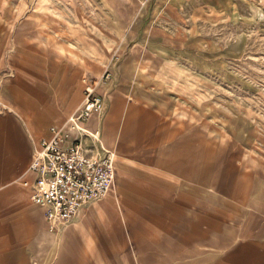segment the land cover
I'll use <instances>...</instances> for the list:
<instances>
[{"label":"rangeland","instance_id":"1","mask_svg":"<svg viewBox=\"0 0 264 264\" xmlns=\"http://www.w3.org/2000/svg\"><path fill=\"white\" fill-rule=\"evenodd\" d=\"M183 1L184 10L171 12L172 0H0V125L7 124L10 136L15 124L28 144L18 171L16 161L5 162L1 145L0 177L10 170L15 174L12 183L0 182V197L11 187L20 190L9 194L7 219L33 226L30 237L7 242L0 230V258L7 257L0 264L16 263L8 262L11 249H24L28 264L61 262L70 234L49 231L43 209L31 202V190L22 179L48 127L63 124L82 103L85 77L101 82L106 105L91 120L100 121L101 140L116 157V189L98 201L112 202L122 227L125 246L120 256L114 245L122 243L120 238L109 247L113 264H130L123 260L127 254L131 264H139V246L123 214L125 201L140 199L125 196V167L140 157L145 168H161L180 181L162 163L171 133V146L183 144L186 134L202 133L212 144L215 162L231 160L256 178L261 173L263 203L252 191L253 207L240 204L239 221L252 212L263 224L232 223L236 233L229 244L234 247L239 234L250 231L249 240L264 248V0ZM44 116L42 131L31 132L27 120ZM129 119L149 126L139 147L132 144L138 132L126 127ZM151 140L155 143L147 146ZM187 183L204 190L199 199L208 205L215 207L217 198L233 202L218 183ZM5 211L0 210V225ZM213 239L194 244L206 254L222 251L225 246ZM84 256V264H95L89 254ZM200 259L186 256L182 262ZM99 264H108L107 259Z\"/></svg>","mask_w":264,"mask_h":264},{"label":"crops","instance_id":"2","mask_svg":"<svg viewBox=\"0 0 264 264\" xmlns=\"http://www.w3.org/2000/svg\"><path fill=\"white\" fill-rule=\"evenodd\" d=\"M185 5L186 2L183 0H172L168 8L171 12H179L184 10ZM53 116L58 117L59 114L54 113ZM115 117L117 119L118 114ZM45 120H47L46 116L34 121L27 120L26 125L31 132L39 134L44 127ZM13 125L14 127L10 129V136L7 132L9 130L7 124L1 123L0 125V155L1 145H3L5 162L16 161L18 171L25 164L28 144L24 140L21 129ZM86 125L91 131H100L98 128H101L100 121L97 119H90ZM52 126H49L45 135L37 141L30 163L39 142L49 136ZM130 126L138 132L132 144L134 147H139L149 135V126L146 121H130L129 119L126 127ZM171 135L173 136L172 133ZM172 136L169 135V150H167L166 157L162 159V163L166 164L169 171L178 174L180 181L173 179L170 175H165L161 168L160 170L145 168L142 165L145 162H141L140 157L135 158L137 162L125 167L128 178L126 190L129 191L125 196L140 199L132 204L125 201L126 213L123 214V221L132 227V235L139 246L137 256L139 264H183L182 261L186 256L192 258L200 255L203 262L200 259L192 260L187 264H264L263 244L249 240L250 231L239 234V241L234 247L232 243L229 244V240L236 233L234 226L236 222L244 221L245 225L252 227L257 221L252 212H246L245 218L241 217L239 221L241 212L239 205L253 207L251 204L252 191L258 193L256 201L263 203L261 173L256 178L250 172L237 167L231 160H226L224 165H220L218 161L215 162L217 158L214 157L212 144L205 139L202 133L200 135L186 134L183 144L178 146H171ZM87 141L91 144L90 139ZM154 143L155 141L151 140L147 146L151 147ZM103 145L106 147L104 142ZM14 174V170L5 172L0 177V182L12 183ZM188 181L203 184L218 183L219 187H224L233 202L217 198L218 203L215 207L208 205L199 199L204 190L196 185H189ZM16 191L20 190L11 187L4 197H0V210L6 209L2 213L4 219L0 225L5 242L12 241L13 237H30L33 230L32 225L23 226L19 221L9 217L7 219L12 204L9 194H15ZM98 201L88 203L68 224L59 229H64L70 234V238H66L63 242L64 249L60 264H84L83 262L88 259L84 256L86 254H89V259H93L95 264H99L101 259H107L108 264H113L108 254L110 253L109 247L112 245L111 241L115 238L116 241L118 238L122 241L120 245L114 243L115 247L118 246L116 253L120 256L125 243L116 210L110 200ZM209 206L210 208L213 206L211 211ZM200 208H209L207 209L209 212L200 213ZM258 211L261 212V210ZM22 213L26 218L32 219V215L27 214L25 210H22ZM257 223L261 225L263 221L258 220ZM203 225L206 226L205 229ZM90 229L92 232H87ZM119 234L121 235L117 236ZM213 238H217V244L225 246L222 251L206 254L194 244L199 240L212 242ZM14 256L18 258L17 261H14ZM5 258L7 259L3 255L0 262H4ZM123 260L130 264L132 262L128 254ZM9 261L28 264L24 249L18 252L11 249L8 255Z\"/></svg>","mask_w":264,"mask_h":264},{"label":"built area","instance_id":"3","mask_svg":"<svg viewBox=\"0 0 264 264\" xmlns=\"http://www.w3.org/2000/svg\"><path fill=\"white\" fill-rule=\"evenodd\" d=\"M100 83L83 78L82 103L63 124L50 128L49 136L34 152L27 177L22 179L31 190V202L43 209L50 232H57L88 203L116 189L115 153L103 145L99 130L91 131L86 125L105 108Z\"/></svg>","mask_w":264,"mask_h":264}]
</instances>
